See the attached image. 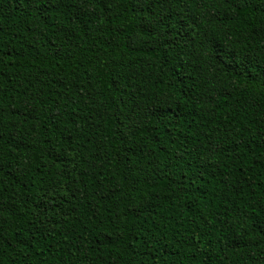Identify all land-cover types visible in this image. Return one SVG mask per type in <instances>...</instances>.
<instances>
[{
	"label": "trees",
	"instance_id": "obj_1",
	"mask_svg": "<svg viewBox=\"0 0 264 264\" xmlns=\"http://www.w3.org/2000/svg\"><path fill=\"white\" fill-rule=\"evenodd\" d=\"M262 68L264 0H0V264H264Z\"/></svg>",
	"mask_w": 264,
	"mask_h": 264
},
{
	"label": "snow or ice",
	"instance_id": "obj_2",
	"mask_svg": "<svg viewBox=\"0 0 264 264\" xmlns=\"http://www.w3.org/2000/svg\"><path fill=\"white\" fill-rule=\"evenodd\" d=\"M241 63H243V61H241ZM261 72H264V68L261 69Z\"/></svg>",
	"mask_w": 264,
	"mask_h": 264
}]
</instances>
